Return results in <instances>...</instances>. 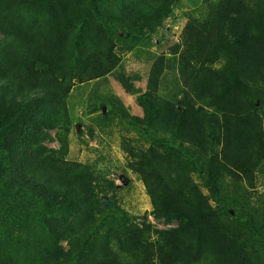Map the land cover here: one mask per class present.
Masks as SVG:
<instances>
[{
	"label": "trees",
	"instance_id": "16d2710c",
	"mask_svg": "<svg viewBox=\"0 0 264 264\" xmlns=\"http://www.w3.org/2000/svg\"><path fill=\"white\" fill-rule=\"evenodd\" d=\"M153 1L150 13L161 18L170 13L169 0ZM145 3L127 8L124 24H118L126 37L136 40V28L146 18L142 16ZM203 4L201 13L197 9L188 18L182 46L173 52L183 87L178 105L159 94L168 63L164 56L152 63L144 92H135L121 78L143 112L142 117L122 112L123 120L204 174L210 192L222 204L214 211L192 209L180 199L170 172L152 157V149L129 151L134 158L131 169L152 204L178 221L177 229L159 233L156 245H148L141 232L126 226L120 210L111 205L100 209L85 165L33 149L36 131L51 118L61 126L67 124L64 100L74 82L103 77L117 66L119 57L111 41L92 36L90 41L101 54L86 62L87 77L61 63L54 65L49 53L36 55L35 60H45L38 64L15 49L18 59L12 71L16 76L0 70V152L16 166L14 194L33 203L50 234L60 228L78 235L83 232L84 240L73 244L71 251H61L58 241L43 251L33 249L30 254L40 264H231L235 258L227 238L208 230L215 229L217 212L264 238V227L255 216L244 212V206L238 208L232 195H238L237 186L226 181V177L237 178L252 187L255 172L264 171V0H204ZM71 12H80V3ZM3 28L24 42L17 26L5 22ZM58 221L62 223L57 225Z\"/></svg>",
	"mask_w": 264,
	"mask_h": 264
},
{
	"label": "rangeland",
	"instance_id": "374dc122",
	"mask_svg": "<svg viewBox=\"0 0 264 264\" xmlns=\"http://www.w3.org/2000/svg\"><path fill=\"white\" fill-rule=\"evenodd\" d=\"M145 1L142 16L146 18L136 28V40L128 38L120 28L126 20L127 8H137ZM169 1L170 13L158 18L156 12L150 13L153 0H61L57 4L49 0H0V70L12 71L18 50L19 56L38 64L45 60H35L36 55L49 53L54 65L61 63L66 70L85 73L87 77L90 65L86 62L101 54L90 41L92 36L100 35L113 44L119 57L117 66L103 77L74 82L64 100L67 124L61 126L51 118L47 126L36 131L33 149H45V155L85 165L92 175V188L100 209L111 205L120 210L122 222L141 232L148 245L158 243L160 232L177 229L178 221L152 204L140 177L131 169L134 158L129 151L152 149V157L170 172L175 191L192 209L214 211L222 205L210 192L204 174L147 140L121 117L122 112L143 116L135 95L126 91L121 78L127 79L135 92H144L150 67L159 56L168 60L159 83L160 96L176 105L183 98L177 55L173 52L182 46L188 18L197 9H200L197 14L201 13L205 5L204 0ZM78 3L80 12H71V7ZM5 22L17 26L24 42L8 34L3 28ZM12 75L16 76L13 71ZM261 165L264 168V160ZM16 173L12 158L0 152V264H40L31 251L48 249L53 241H58L57 247L63 252L73 250V244L84 240L83 232L78 235V231L75 234L73 230L64 232L65 228H60L50 234L42 226V213L32 208L28 198L14 194V188L18 187L14 185ZM236 180L226 177L229 185L237 186L238 195H232L239 203L238 208L244 206L242 210L252 213L264 227L261 219L264 171L255 172L252 187ZM229 212L233 215L232 210ZM215 216V229L211 226L208 230L215 237L219 238L221 232L227 238L235 258L231 264H264V238L259 239L226 214L217 212Z\"/></svg>",
	"mask_w": 264,
	"mask_h": 264
},
{
	"label": "water",
	"instance_id": "95a60500",
	"mask_svg": "<svg viewBox=\"0 0 264 264\" xmlns=\"http://www.w3.org/2000/svg\"><path fill=\"white\" fill-rule=\"evenodd\" d=\"M104 110V109H103Z\"/></svg>",
	"mask_w": 264,
	"mask_h": 264
}]
</instances>
